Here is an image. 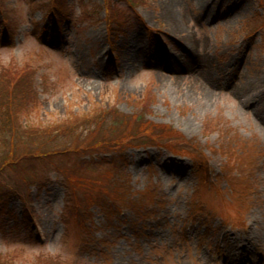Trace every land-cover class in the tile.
<instances>
[{
	"label": "rangeland",
	"instance_id": "rangeland-1",
	"mask_svg": "<svg viewBox=\"0 0 264 264\" xmlns=\"http://www.w3.org/2000/svg\"><path fill=\"white\" fill-rule=\"evenodd\" d=\"M0 1V264H264V0Z\"/></svg>",
	"mask_w": 264,
	"mask_h": 264
},
{
	"label": "bare ground",
	"instance_id": "bare-ground-1",
	"mask_svg": "<svg viewBox=\"0 0 264 264\" xmlns=\"http://www.w3.org/2000/svg\"><path fill=\"white\" fill-rule=\"evenodd\" d=\"M163 15L167 18V21L169 23V25L171 26V28H173V30H179L180 28H182V24H184V21H186V17L181 14L180 12H175L174 10V7L172 6V4L169 6L167 5L165 8H164V12H163ZM199 63L200 64H204L203 63V60H199ZM163 76V75H161ZM210 92V91H209ZM264 104V101L262 100V102H259V101H255L253 103V109L254 108H257L258 110L254 109L255 110V114L257 113V115L260 117V119L263 121V125H264V112H263V115L260 113V106Z\"/></svg>",
	"mask_w": 264,
	"mask_h": 264
},
{
	"label": "trees",
	"instance_id": "trees-1",
	"mask_svg": "<svg viewBox=\"0 0 264 264\" xmlns=\"http://www.w3.org/2000/svg\"><path fill=\"white\" fill-rule=\"evenodd\" d=\"M0 5L2 6L3 4H2V2L0 1ZM6 127L8 128V129H6V130H10V131H14V128H15V122L14 121H7L6 120ZM12 137H14L13 136V134H12ZM138 143H140V144H142V143H146V142H144V141H142V142H138ZM55 145H57V144H54V145H51L50 147H52V150H54L55 148H59V146H55ZM50 150V149H49ZM200 168L202 167L201 165L199 166ZM201 170H202V168H201ZM114 188H116L117 189V191L118 192H120V193H123L124 191L122 190V186H120V185H116V186H114ZM103 191H106V190H103ZM112 191V190H111ZM107 192H109V191H107ZM139 193V192H138ZM111 198H112V201L113 202H115L114 201V198H116L117 197V195H116V193L115 192H109V193H107ZM114 195V196H113ZM116 195V196H115ZM94 196V199H90L91 201H93V200H96V201H94V202H96V203H100V202H103V197H101V198H99V199H97V197H96V193H95V195H93ZM133 196V195H132ZM98 197H100V195L98 196ZM129 198H130V196H129ZM137 198H139V196H137V197H134L133 196V198H130L131 200H132V205L133 204H136L138 201H137ZM113 202H112V204H113ZM111 204V205H112ZM80 205H78V207H79ZM100 206H102L103 207V205H100ZM134 208V207H133ZM84 211V208H82L81 210H79V213H81V212H83ZM85 211H86V208H85Z\"/></svg>",
	"mask_w": 264,
	"mask_h": 264
}]
</instances>
